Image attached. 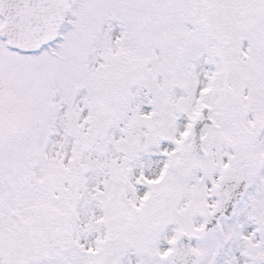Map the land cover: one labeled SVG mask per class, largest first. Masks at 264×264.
Returning a JSON list of instances; mask_svg holds the SVG:
<instances>
[{
    "label": "snow or ice",
    "instance_id": "obj_1",
    "mask_svg": "<svg viewBox=\"0 0 264 264\" xmlns=\"http://www.w3.org/2000/svg\"><path fill=\"white\" fill-rule=\"evenodd\" d=\"M0 264H264V0H0Z\"/></svg>",
    "mask_w": 264,
    "mask_h": 264
}]
</instances>
